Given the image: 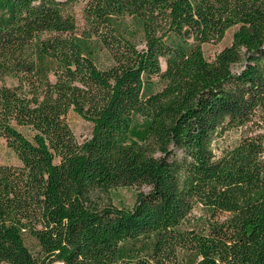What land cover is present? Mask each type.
Segmentation results:
<instances>
[{"label": "trees", "instance_id": "trees-1", "mask_svg": "<svg viewBox=\"0 0 264 264\" xmlns=\"http://www.w3.org/2000/svg\"><path fill=\"white\" fill-rule=\"evenodd\" d=\"M76 2L0 0V141L19 160L0 163V263L264 264V0H88L83 29ZM120 186L149 190L92 201ZM197 206L230 213L228 240L187 224Z\"/></svg>", "mask_w": 264, "mask_h": 264}, {"label": "rangeland", "instance_id": "rangeland-1", "mask_svg": "<svg viewBox=\"0 0 264 264\" xmlns=\"http://www.w3.org/2000/svg\"><path fill=\"white\" fill-rule=\"evenodd\" d=\"M87 1L88 0H77V2L72 7V13L74 17H76L77 26L79 29H83L85 25L83 10ZM232 32L233 29H229L221 42L204 44L203 53L205 59L208 61H213L216 54L222 50L224 46L230 44ZM162 61V69H164L166 63L165 60ZM237 67L238 66H236V68ZM7 80L8 83L13 82V80L10 78ZM67 122L73 130L76 139L80 142L88 139V137L91 136L93 124L82 119L73 110L67 114ZM249 129L250 126L226 131L225 134H223L221 137H218L213 143L212 147L215 154L220 155L223 150L235 145ZM257 130L264 133V127ZM0 163H19L15 153L12 151V149H9L4 140L0 141ZM148 190L149 187L147 186H120L109 191L96 192L93 196H91V198L92 201H94L95 204L100 208L105 207L106 205L131 208L135 202V197L138 192L145 193ZM229 215L230 213H225L220 210H214L213 214L207 215L200 207L197 206V208H195L189 216L187 224L195 227L202 226L207 229L208 234L218 235L228 240L231 234V228L226 225Z\"/></svg>", "mask_w": 264, "mask_h": 264}]
</instances>
